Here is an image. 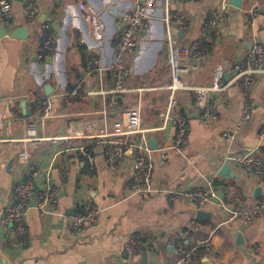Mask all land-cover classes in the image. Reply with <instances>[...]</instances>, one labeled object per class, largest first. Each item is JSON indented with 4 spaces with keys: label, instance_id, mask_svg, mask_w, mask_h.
<instances>
[{
    "label": "crops",
    "instance_id": "0c3cea01",
    "mask_svg": "<svg viewBox=\"0 0 264 264\" xmlns=\"http://www.w3.org/2000/svg\"><path fill=\"white\" fill-rule=\"evenodd\" d=\"M153 14L167 0H146ZM162 1V4L159 2ZM230 0H169L173 12L185 13L191 24L184 41L204 40V21ZM80 3L98 10L96 23L88 21ZM134 0H38L39 12L29 18L25 0H13V22L0 25V219L6 203L15 200L13 187L33 181L35 206L47 173L58 190L54 205L57 215H42L32 208L27 215V234L14 239L0 226V264H176L177 250L167 242L169 235L181 234L192 246L201 238H210L211 249L200 252L198 264H264V212L247 218L235 215L264 203V176L248 173L233 162V156H264V72L256 77L252 93L250 120L236 139L223 135L241 119L244 94L239 84L230 83L225 91L213 95L218 118L203 122L190 112L196 108V94L179 92L176 112L190 118V141L184 152L174 144L175 126L167 123L151 133L159 148L148 157L153 164V186L158 192L133 193V151H127L121 164L105 158V148H94L93 168L80 151L59 153L64 141L48 138L72 134L94 136L112 131L115 123L125 120L126 108L139 106L143 126L163 125L167 91L171 81L166 61L165 23L153 19L141 39L140 52L127 84L134 88L116 96L118 103L105 106L100 95H87L65 101L64 93L78 79L86 90L115 85L114 73L102 76L90 73V61L97 57L109 67L116 62L119 39L118 18L133 7ZM256 11L254 26L250 14ZM56 33L55 51L40 59L38 48L45 24ZM211 50L198 59L201 68L188 74L192 85H208L217 66L226 69V81L234 77V63L246 57L249 43L264 44V0H243L241 8L229 6L228 19L212 35ZM208 40V38H207ZM50 97L47 114L36 101ZM109 98V97H106ZM37 122L41 142L23 140L30 120ZM93 141L80 138L76 142ZM103 146L104 150L100 148ZM162 148H167L162 150ZM228 163L231 175L221 173ZM206 178L213 180L219 203L211 199L204 205L190 201L180 192L206 189ZM259 190V191H258ZM101 209L98 222L86 224L79 232L72 229L73 216L90 205ZM203 214L199 218L198 212ZM142 233L155 241L158 251L145 250L131 255L126 242L133 233Z\"/></svg>",
    "mask_w": 264,
    "mask_h": 264
},
{
    "label": "built area",
    "instance_id": "2783aa9c",
    "mask_svg": "<svg viewBox=\"0 0 264 264\" xmlns=\"http://www.w3.org/2000/svg\"><path fill=\"white\" fill-rule=\"evenodd\" d=\"M196 1V0H185ZM13 0H0L1 22L10 25L13 22ZM230 4H224L220 9L214 11L204 21L203 29L206 33L204 40L184 41L180 33H187L191 24L185 13L173 12L169 8V0L166 3V12L161 18L165 23L166 40V61L170 67L171 81L163 86L167 93V105L165 109V122L163 125L144 127L143 111L139 106H129L126 108L125 120L115 123L112 131H105L94 136H77L66 134L63 136L48 138L52 142L64 141V146L59 153L80 151L83 153L93 168L94 148L102 144L105 148V158L110 163L121 164L126 157L127 151H133V175L131 186L133 193L158 192L160 188L153 186V164L148 157L152 151L149 145L151 133L162 130L169 122L175 126L174 144L172 147L183 153L190 141L191 123L186 113L176 112L179 105L178 94L183 91H192L196 94V106L200 108V118L203 122H212L218 118L217 103L213 95L226 90L230 83L236 82L244 94L243 112L240 121L231 129L223 132V135L231 139H236L238 133L251 118L253 109L252 93L258 74L264 72V44L254 40L253 46L241 60L234 63V77L226 81V69L217 66L213 71V81L208 85H192L188 79V74L201 68L198 59L205 56L211 50L212 35L219 25L228 19V8ZM80 9L85 18L96 23L98 10L88 5L80 3ZM25 8L29 18H35L39 12L38 0H25ZM156 19L146 0H134L133 7L123 13L117 20V37L119 48L116 62L109 67L100 64L97 57L90 61V73L100 74L112 70L114 73L115 85L109 88L98 90H86L81 79H78L74 87L64 93L65 101L71 104L75 99H83L87 95H100L103 97L105 106L118 103L116 96L131 92L134 88L127 84L134 67V57L140 52L142 37L148 33L150 24ZM256 11L250 14L249 22L254 26ZM56 33L52 24L44 25V32L41 44L38 48V57L45 59L55 51ZM208 38V40H207ZM109 97V98H106ZM38 106L47 114L51 107L50 97H39L36 99ZM37 122L32 119L28 123L26 136L23 140L41 142L44 137L37 136ZM260 137L264 139V125L260 130ZM80 138H90L93 141L76 142ZM4 139H0V149ZM167 148H162L166 150ZM244 167L248 173L264 176V156L244 154L233 156L231 159ZM206 189L198 188L192 191L180 192L179 195L197 203L204 205L216 196L213 188V180L206 178ZM15 200L8 202L3 208V217L0 219V226L14 239H23L27 234V215L34 207L42 215H57L54 208L58 199V190L55 187L50 172L47 173L46 182L37 197L35 206L31 199L35 191L33 181L20 182L13 187ZM264 212V203H261L248 210L236 212L235 215H244L247 218L260 215ZM101 209L93 204L84 210H79L73 216L72 229L79 232L86 224L98 222ZM167 242L172 245L179 254L176 264H198L200 252L211 249L210 238H201L196 244L189 246L184 237L179 233L169 235ZM159 245L155 241H147L142 233H133L126 242V250L131 255H137L145 250L158 251Z\"/></svg>",
    "mask_w": 264,
    "mask_h": 264
},
{
    "label": "water",
    "instance_id": "95a60500",
    "mask_svg": "<svg viewBox=\"0 0 264 264\" xmlns=\"http://www.w3.org/2000/svg\"><path fill=\"white\" fill-rule=\"evenodd\" d=\"M159 3L162 4V1H160ZM242 3H243V0H230L229 1L230 6L231 7H234V8H241ZM163 15H164V11H163V8L162 7L160 9H158L154 13V16L156 18H158V19H161L163 17ZM0 21H1V16H0ZM0 31H4L3 30V27L1 25H0ZM184 35H185V33H180V37H183ZM252 46H253V42L251 41L249 43V49H251ZM225 78H226V75H225ZM189 110H190V112H192V113L196 114L198 117H200L201 111H200V108L199 107H196V108L191 107ZM150 147L152 149H158L159 148V144H158V141H157V139H156L155 136H152L151 137ZM100 148L102 149V151L104 150L103 146H100ZM222 168H223L222 171H221L222 174H224V175H231V172H230V169L231 168L229 167L228 163L224 164L222 166ZM212 199H213L214 202L219 203V198L213 197ZM198 214H199V218H201V216L203 214V211L200 210L198 212Z\"/></svg>",
    "mask_w": 264,
    "mask_h": 264
}]
</instances>
